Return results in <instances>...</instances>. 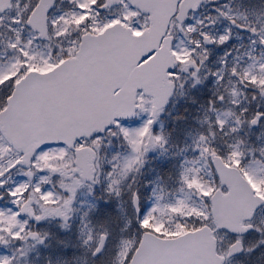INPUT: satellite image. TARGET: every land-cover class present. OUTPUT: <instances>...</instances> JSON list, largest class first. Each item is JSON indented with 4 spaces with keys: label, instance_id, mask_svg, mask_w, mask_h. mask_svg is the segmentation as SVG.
Listing matches in <instances>:
<instances>
[{
    "label": "rangeland",
    "instance_id": "rangeland-1",
    "mask_svg": "<svg viewBox=\"0 0 264 264\" xmlns=\"http://www.w3.org/2000/svg\"><path fill=\"white\" fill-rule=\"evenodd\" d=\"M80 1L77 9L54 14L52 24H56L57 33H53V38L57 37L62 44L52 51L50 49L56 39L44 44L37 42L34 33L25 26L29 13L24 8L20 13L15 11L9 14L2 29L4 31L12 21L15 22L17 30L13 29V38L7 35L0 48V81L13 64L2 63L5 55L24 54L31 67H39L40 60L43 66L47 63L43 54L51 51L50 58L52 64H55L60 61L59 55L63 51L71 53L75 50V42L79 36L75 37L76 31L83 34L88 28L96 30L116 20L132 26L136 31H141L147 26V20L127 3L120 9L103 14L92 8L91 1ZM69 21L73 25L66 31ZM195 23L192 19L181 33L177 31L178 25H173L171 29L177 36L175 51L180 61L179 72L185 74L180 92L177 93L179 102L183 98L184 89L190 87L188 98L179 111L175 124L179 129L180 119L182 125L190 127L181 135L184 142L178 146L180 153H162L160 141L163 140L160 130L163 127V117L153 120L152 101L141 98L143 110L136 120L123 123L115 131L93 140V146L102 151L103 161L108 166L107 173L105 174L103 169L95 185L83 183L73 173L70 153L68 169L45 160L44 163L36 162L32 172L11 176L10 185L6 188L9 210L6 211L5 220L13 230L3 236L9 244L0 251V264H128L136 248L133 241L137 243L141 237V231L136 225L140 228L154 227L160 232L165 228L160 219L169 215L171 210L178 211L174 215L176 218H188L192 208L201 210L205 203L204 195L206 196L208 191L211 194L216 187V184L210 185L215 179V174L210 170V160L215 154L222 155L227 163L241 166L257 190L260 193L263 191L264 119L256 127L252 125V121L257 119V112H264V56L257 62L252 48H246L236 37H228L226 40V30L223 29L214 32L216 45L213 48H205L194 37ZM205 27L208 29L207 25ZM249 53L250 63L245 58ZM258 70H261L258 73H261L262 82H258V86L254 87V83L257 84L254 75ZM203 87L207 92L206 95L198 96L200 107L197 109L198 118L202 119L201 126H189L185 108L189 99ZM244 94L247 97L244 98ZM234 111L239 114L234 115ZM162 115L165 116L166 113ZM151 122L156 125V129L153 132V149L149 152L153 156H159L157 165L154 167L152 162L147 160L150 165L149 174L143 179L146 172L135 173L133 176H140L141 180L124 188L123 180L133 169L137 150L148 142L152 131ZM193 129H201L202 133L196 134ZM114 133L118 141L113 139ZM2 141L0 150L7 154V143H4L3 139ZM49 153L46 151L44 154ZM203 153H206L205 160L197 157ZM44 154L41 158H44ZM169 157L175 159V165L170 171L172 183L166 185L160 181L161 171L158 168L164 166ZM135 192H138L142 200L141 224L136 221L133 207ZM102 194L104 196H101ZM29 196L36 198L38 206V231L42 236L37 240H30V235L22 237L17 233L20 223L16 219L15 207L24 197ZM93 213L97 215L96 223L108 222L110 217L111 222L97 226L91 220ZM263 214L264 209L256 219V223L260 225L259 231L249 241L247 253L238 258L235 264H255L261 261L263 255L259 258L256 254L261 248L260 245H264ZM186 222L188 221H181L179 226H184ZM46 231L56 242L53 248L52 244L47 243ZM102 233L107 235V243L104 251L94 257V249ZM221 236L223 243L227 245L226 235ZM61 238H64V241L61 242ZM46 249L51 251L47 252Z\"/></svg>",
    "mask_w": 264,
    "mask_h": 264
},
{
    "label": "water",
    "instance_id": "water-1",
    "mask_svg": "<svg viewBox=\"0 0 264 264\" xmlns=\"http://www.w3.org/2000/svg\"><path fill=\"white\" fill-rule=\"evenodd\" d=\"M119 0H109V4ZM149 16L150 26L141 34L117 23L104 32L83 37L77 56L50 73H30L23 79L9 100L0 121L9 142L25 153L29 161L38 147L49 142H64L74 146L77 139L104 133L115 126L117 118H134L137 93L140 89L155 98V111L168 103L173 88L168 71L175 67L172 38L166 36L171 19L177 13L180 0H129ZM193 0L185 3L189 10ZM1 6V4H0ZM52 5L42 2L29 18L28 25L47 36V14ZM183 11V10H182ZM178 14L185 21L186 11ZM180 15V16H179ZM154 54L146 63L141 60ZM62 81L57 82L56 78ZM117 89H120L118 92ZM30 112L29 117L24 114ZM16 113V114H15ZM35 118V120H33ZM32 121L27 123L26 121ZM26 123H22V122ZM22 123V124H21ZM19 126H26V134ZM76 172L89 182L95 179L96 153L91 147L76 152ZM214 167L221 184L229 192L218 190L212 197V213L217 230L227 229L243 234L252 227L243 225L252 219L264 199L255 195L240 170L228 167L221 157H215ZM135 208L140 218L139 200ZM215 231L208 225L176 238H161L145 233L130 264H224L217 253ZM105 237L97 255L103 248ZM243 251L241 242L230 248L229 256Z\"/></svg>",
    "mask_w": 264,
    "mask_h": 264
},
{
    "label": "flooded vegetation",
    "instance_id": "flooded-vegetation-1",
    "mask_svg": "<svg viewBox=\"0 0 264 264\" xmlns=\"http://www.w3.org/2000/svg\"><path fill=\"white\" fill-rule=\"evenodd\" d=\"M7 1V0H4ZM40 0H11V8L6 10L4 13L0 14V35L2 39H6L7 35H11L12 38L15 34L13 29H16L15 22L10 21V24L5 30L3 31V26L6 25V17L9 14L17 11L20 13L21 10L24 8L27 12L32 11L34 7L39 3ZM90 2V0H88ZM80 0H56L53 9L51 10V38L56 39L53 41L51 51L56 50L59 45L62 44V41L59 40L57 37L53 38V33H57L56 24H52V19L54 14L60 11H73L80 6ZM180 8V6H179ZM17 17L15 16V19ZM190 23L192 19L196 21V33L194 37L197 41H200L201 44L204 45V42L212 43L213 45V35L215 31H219L218 29L226 30L224 35L226 36L225 39L228 40L229 38L236 37L238 42L245 45L246 48H252L255 54V58L257 62L261 61L262 56H264V0H204L200 1V7L197 11H192L190 14ZM18 22V21H17ZM174 22H177L174 20ZM187 23V24H188ZM186 24V25H187ZM184 25L178 26V32L181 33L184 31ZM208 26V29L205 26ZM70 27L65 28L66 31ZM100 30V29H98ZM99 32V31H98ZM83 35V34H82ZM35 38L37 39V35L34 34ZM78 36V32H75V37ZM206 37V38H205ZM215 41V40H214ZM78 44V41L75 42V48ZM216 44V43H215ZM214 47V46H209ZM50 51V52H51ZM50 52L43 54V57L46 58L47 63L43 66L42 60L39 61V67H31L30 62L27 60L26 55L21 53H12L5 55L2 59V63H10L13 62L10 71L3 74L2 80L0 81V112L3 111L7 105V101L9 96L15 89L17 82L29 71L32 70H39L41 72L50 71L53 69L55 65L62 62L63 60L73 56L75 51L73 50L71 53L68 51H63L60 54V61L57 64H52V59L50 58ZM58 54V53H57ZM250 53L248 54L247 58L250 63L249 58ZM253 55V53H251ZM40 59H43L41 55H38ZM261 70L256 71L257 74L254 75V87L258 86V82H262L261 79ZM8 75V76H7ZM185 79V74L183 72H179L176 69L172 73V80L174 81L175 85L177 86L182 80ZM200 94V93H199ZM247 97L244 94V98ZM260 112V111H259ZM6 143L4 134L1 130L0 126V143ZM64 149V150H63ZM48 151L49 154L45 155L44 153ZM44 154V158H41ZM23 155L7 147V154L5 151L0 150V251L5 249L9 242L3 238L4 234H10L13 230L10 224H8L5 220L6 211L9 210V205L6 200V188L10 185V177L17 174V173H29L34 170L37 163H44L48 162L47 160L53 162L54 164L58 165L61 168L68 169L69 166V152L65 146L59 144H53V146L49 145L45 148L39 150L37 154L34 156L32 165L29 169L25 168L22 164ZM20 164L13 170H11L7 175V170L13 167L15 164ZM261 194L264 196V189L261 191ZM30 198H34L31 200V213L32 215L36 214L37 219L32 220L28 215H21L16 217L19 220L20 226L17 229V233L22 235V237H29L30 240H37L41 236V232L38 231L39 228V212L38 206L36 203V198L34 196L24 197V200L15 207L21 211V207L24 203H26ZM264 208V206L262 207ZM264 216V214H263ZM256 218L252 222H245V224H253L255 229L250 232H247L242 237H237L234 235H230V242L227 243L226 250L222 252L225 255L228 252L230 244L236 242L237 240H242L244 245L246 246V251L244 254L247 253L248 248L250 247L249 241L251 238L256 234L259 230L258 225L256 223ZM224 232V231H220ZM218 232V233H220ZM13 242H11V245ZM260 250L257 251L256 256H262L261 261L255 264H264V245H260ZM242 254V255H244ZM240 256L233 257L228 259L225 264H235V261H231L234 258H240Z\"/></svg>",
    "mask_w": 264,
    "mask_h": 264
},
{
    "label": "trees",
    "instance_id": "trees-1",
    "mask_svg": "<svg viewBox=\"0 0 264 264\" xmlns=\"http://www.w3.org/2000/svg\"><path fill=\"white\" fill-rule=\"evenodd\" d=\"M172 143H174L173 140H172ZM164 170L167 172V170L165 168H164ZM136 180L134 179L133 181H136ZM125 185H130V184L127 182ZM207 209H208V203L205 202L201 206V210H200V208L199 209L192 208L191 210H189L190 217H188V220H184V221H188V222H186V224L182 227V230L184 231V230L189 229V228L192 229V228H195V227H198V226L205 224L207 222V216H208Z\"/></svg>",
    "mask_w": 264,
    "mask_h": 264
}]
</instances>
